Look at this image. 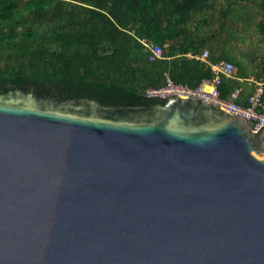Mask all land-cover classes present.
I'll use <instances>...</instances> for the list:
<instances>
[{
  "label": "water",
  "instance_id": "obj_1",
  "mask_svg": "<svg viewBox=\"0 0 264 264\" xmlns=\"http://www.w3.org/2000/svg\"><path fill=\"white\" fill-rule=\"evenodd\" d=\"M148 98L0 92V264H264V126Z\"/></svg>",
  "mask_w": 264,
  "mask_h": 264
},
{
  "label": "trees",
  "instance_id": "obj_2",
  "mask_svg": "<svg viewBox=\"0 0 264 264\" xmlns=\"http://www.w3.org/2000/svg\"><path fill=\"white\" fill-rule=\"evenodd\" d=\"M255 36L264 42V0H0V91L140 106L167 78L195 88L225 61L236 72L220 96L242 87L245 106V80H264V58L243 50ZM149 45L161 59L148 60Z\"/></svg>",
  "mask_w": 264,
  "mask_h": 264
},
{
  "label": "built area",
  "instance_id": "obj_3",
  "mask_svg": "<svg viewBox=\"0 0 264 264\" xmlns=\"http://www.w3.org/2000/svg\"><path fill=\"white\" fill-rule=\"evenodd\" d=\"M149 61L162 58V49L156 45H149ZM208 52L204 51L201 60L206 59ZM213 78L203 80L197 87L190 88L181 84H175L167 78L166 84L158 88H150L145 92L146 97H182L199 101L213 109L222 110L236 115L248 121L254 132L264 126V80H256L249 77L246 83L253 87V93L248 96L246 105L238 102L243 88H237L229 93L226 99L221 98L218 90L222 78L232 79L236 68L232 63L220 61L210 65Z\"/></svg>",
  "mask_w": 264,
  "mask_h": 264
},
{
  "label": "rangeland",
  "instance_id": "obj_4",
  "mask_svg": "<svg viewBox=\"0 0 264 264\" xmlns=\"http://www.w3.org/2000/svg\"><path fill=\"white\" fill-rule=\"evenodd\" d=\"M251 38L252 40L249 42V44L246 45V47L243 48V50L247 52L250 48H252V50L254 51L253 59H255V61L261 60L262 58H264V42L259 40L256 36ZM248 58L252 57H247L246 59ZM246 59L244 58L245 61Z\"/></svg>",
  "mask_w": 264,
  "mask_h": 264
},
{
  "label": "flooded vegetation",
  "instance_id": "obj_5",
  "mask_svg": "<svg viewBox=\"0 0 264 264\" xmlns=\"http://www.w3.org/2000/svg\"><path fill=\"white\" fill-rule=\"evenodd\" d=\"M9 87H11V86H9ZM9 87H8V90H9ZM1 92V91H0ZM51 98H53V97H51ZM48 99H50V98H48Z\"/></svg>",
  "mask_w": 264,
  "mask_h": 264
}]
</instances>
